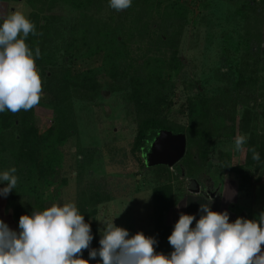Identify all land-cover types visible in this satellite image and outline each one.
Segmentation results:
<instances>
[{
    "label": "rangeland",
    "instance_id": "rangeland-1",
    "mask_svg": "<svg viewBox=\"0 0 264 264\" xmlns=\"http://www.w3.org/2000/svg\"><path fill=\"white\" fill-rule=\"evenodd\" d=\"M34 9L26 0H0V24L13 12L29 18ZM53 12L46 43L50 59L41 65L35 59L41 99L21 110L29 123L20 126L33 137L55 124L52 88L61 82L68 83L59 93L71 100L74 123L58 146L59 165L44 177L37 171L26 177L25 169L15 166L12 148L0 143V173L17 169V186L7 197L0 195V219L11 229L19 231L18 206L42 211L75 203L82 215L90 212L84 218L94 237L90 249H99L105 221L114 220L130 236L143 232L155 238L156 187L172 183L177 195L212 187L225 167L253 177L263 170L264 0H132L120 11L110 0L83 8L59 1ZM146 115L163 119L178 133L160 130L149 149L135 155L139 119ZM15 124L17 118L7 129L10 136L19 133ZM192 131H204L208 147H201L204 141ZM179 134L186 138V161L183 156L175 163L171 182L165 163H151L164 158ZM238 135L247 136L241 150L235 148ZM253 147L259 161L251 158ZM81 258L102 264L99 256L89 259L88 249Z\"/></svg>",
    "mask_w": 264,
    "mask_h": 264
},
{
    "label": "clouds",
    "instance_id": "clouds-1",
    "mask_svg": "<svg viewBox=\"0 0 264 264\" xmlns=\"http://www.w3.org/2000/svg\"><path fill=\"white\" fill-rule=\"evenodd\" d=\"M132 0H110V7L120 11ZM37 35L35 24L23 13L13 12L0 24V112L17 113L37 106L41 99L42 79L35 56L26 44L29 34ZM246 135L235 138L241 150ZM252 159L260 155L253 147ZM17 169L0 173V195L7 197L17 186ZM212 203V201H211ZM210 203V204H211ZM210 204L200 205V218L180 213L168 242L174 249L169 255L157 253L154 237L117 227L105 221L99 249H90L93 235L75 203L53 204L30 215H21L19 231L0 219V264H89L81 258L89 250V259L100 257L102 264H264V212L259 220L238 217L229 222L227 211H212ZM195 227H192L193 221Z\"/></svg>",
    "mask_w": 264,
    "mask_h": 264
},
{
    "label": "trees",
    "instance_id": "trees-1",
    "mask_svg": "<svg viewBox=\"0 0 264 264\" xmlns=\"http://www.w3.org/2000/svg\"><path fill=\"white\" fill-rule=\"evenodd\" d=\"M12 1V0H5ZM16 1V0H13ZM59 1H64L65 3H69L73 7H87L96 0H26L31 6H33L35 11L30 13L29 20L35 24L37 35H32L31 33L26 38V44L28 47L35 51L38 47L40 49V57L38 58V62L41 65V60L46 61L49 60V54L46 52V43L49 41L48 33L49 30L54 25V16L53 9L56 5L59 4ZM144 3L150 0H143ZM58 3V4H57ZM170 7V4H167ZM165 13V12H164ZM170 12H166L169 14ZM46 52V53H45ZM43 67V66H41ZM68 83H59L54 84L52 90L56 91L55 100L53 101L56 104L55 114H56V122L55 124L48 128L44 133L39 135H34L32 137V132L30 133L26 127L22 128L20 125H28L29 121H26V114L21 111L17 113H12L9 110H5L4 112H0V143H6L2 146H7L10 149V152L15 156H17L18 160L16 163L17 169H25L26 177H31L33 171H37L40 177H44L48 170L57 165L59 160V149L58 146L61 144L62 139L65 134V129L69 125L73 124V118L70 116V105L71 100L69 97L63 99L59 92H62L68 88ZM97 86H93V88ZM71 95V93H69ZM64 97V96H63ZM18 119L19 124H15V131L18 129L19 133L14 135V131H11L12 136L9 135L7 129L9 126L14 125V119ZM138 131L135 136V140L132 147V152L135 155H138V152H142L145 149H149L148 145L152 140L158 135L159 131L162 129L172 130L175 134L178 133V130L166 124L165 121L155 115H146L142 119H139ZM32 123V121H31ZM71 123V124H70ZM75 125V124H74ZM69 129V128H68ZM6 132V135H5ZM207 133V132H206ZM193 137H199L201 141L204 143H200L199 145L202 147L204 144L208 147L209 143L207 142L208 137L206 136L204 131H192L190 133ZM32 137V138H31ZM204 147V148H206ZM186 153L184 154V156ZM206 152L203 153V156L207 159ZM250 157V155H248ZM252 158V156H251ZM186 161V156L183 157V161ZM248 162L249 159H248ZM59 165V164H58ZM57 165V166H58ZM31 172V174H28ZM66 182V180H65ZM169 185H160L158 188L156 187L154 190V200H155V226H156V240L159 244H163L165 237L170 235V228L165 227L163 225L164 222V213L167 210V203L161 204L162 200L168 201L169 193L164 192L165 188L168 189ZM90 198H92V194L90 193ZM89 199V198H88ZM85 201V200H83ZM99 201V200H98ZM95 202V201H93ZM92 200H87L86 204L93 203ZM23 209V210H22ZM33 210L40 211L37 206L33 208H21L17 207L15 217L19 221L21 215H30ZM82 210H80L81 213ZM90 215V212H86V215H83L84 218Z\"/></svg>",
    "mask_w": 264,
    "mask_h": 264
},
{
    "label": "crops",
    "instance_id": "crops-1",
    "mask_svg": "<svg viewBox=\"0 0 264 264\" xmlns=\"http://www.w3.org/2000/svg\"><path fill=\"white\" fill-rule=\"evenodd\" d=\"M221 160L223 159L218 158L219 163L225 164V160L222 162ZM151 165L153 166L155 163H151ZM174 165L166 164V167L171 169V182L176 179V175L173 173L175 172ZM224 170V175L216 178L212 187L201 185V190L199 191L197 188H193L183 194L178 192L177 195L172 183L167 187L168 189H164L169 193V201L167 210L164 213L163 225L170 228V235L179 219L180 213L194 215L198 220L201 215L199 211L200 205L210 204L211 201V210L216 212L227 211L229 222H234L238 217L259 220L260 214L264 212V168L258 172L256 177H253L251 172L246 175L247 170L241 174L240 170L233 166H229V169L225 167ZM235 170H238V172H235ZM195 223L196 221L194 220L192 227H195ZM168 237H165L163 244L158 245L157 243L155 246L157 253L169 255L174 250L168 242Z\"/></svg>",
    "mask_w": 264,
    "mask_h": 264
},
{
    "label": "water",
    "instance_id": "water-1",
    "mask_svg": "<svg viewBox=\"0 0 264 264\" xmlns=\"http://www.w3.org/2000/svg\"><path fill=\"white\" fill-rule=\"evenodd\" d=\"M186 148V138L184 135L179 134L175 136L173 143L168 147L166 155L162 160L154 161L153 164L157 162H163L167 165H174L177 161H179L184 153Z\"/></svg>",
    "mask_w": 264,
    "mask_h": 264
}]
</instances>
